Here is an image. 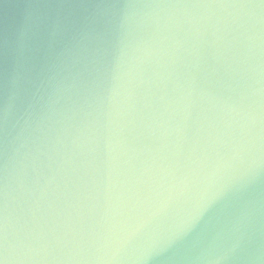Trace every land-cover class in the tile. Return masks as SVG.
I'll use <instances>...</instances> for the list:
<instances>
[{
	"label": "water",
	"instance_id": "1",
	"mask_svg": "<svg viewBox=\"0 0 264 264\" xmlns=\"http://www.w3.org/2000/svg\"><path fill=\"white\" fill-rule=\"evenodd\" d=\"M0 259L264 264V0H0Z\"/></svg>",
	"mask_w": 264,
	"mask_h": 264
},
{
	"label": "clouds",
	"instance_id": "2",
	"mask_svg": "<svg viewBox=\"0 0 264 264\" xmlns=\"http://www.w3.org/2000/svg\"><path fill=\"white\" fill-rule=\"evenodd\" d=\"M237 235L231 245V247L225 251V253L219 257L218 259L229 260L231 258V254H234L237 250H239L242 245L246 242L247 232L242 230V226H238L236 229ZM0 264H4V261L0 259Z\"/></svg>",
	"mask_w": 264,
	"mask_h": 264
}]
</instances>
